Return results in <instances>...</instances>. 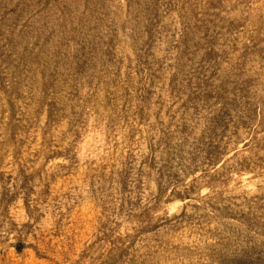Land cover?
<instances>
[{
  "label": "rangeland",
  "instance_id": "rangeland-1",
  "mask_svg": "<svg viewBox=\"0 0 264 264\" xmlns=\"http://www.w3.org/2000/svg\"><path fill=\"white\" fill-rule=\"evenodd\" d=\"M264 261V0H0V264Z\"/></svg>",
  "mask_w": 264,
  "mask_h": 264
},
{
  "label": "bare ground",
  "instance_id": "bare-ground-1",
  "mask_svg": "<svg viewBox=\"0 0 264 264\" xmlns=\"http://www.w3.org/2000/svg\"><path fill=\"white\" fill-rule=\"evenodd\" d=\"M246 264H264V261L263 260H261V259H254V258H248L247 260H246Z\"/></svg>",
  "mask_w": 264,
  "mask_h": 264
}]
</instances>
